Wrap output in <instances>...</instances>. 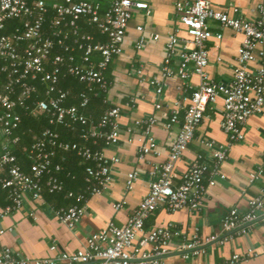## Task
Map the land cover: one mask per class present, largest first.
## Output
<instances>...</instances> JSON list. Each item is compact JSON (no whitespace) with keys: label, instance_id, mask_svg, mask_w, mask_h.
Here are the masks:
<instances>
[{"label":"built area","instance_id":"built-area-1","mask_svg":"<svg viewBox=\"0 0 264 264\" xmlns=\"http://www.w3.org/2000/svg\"><path fill=\"white\" fill-rule=\"evenodd\" d=\"M174 6L185 35L180 37L175 31L166 36L161 77L176 75L186 79L193 72L199 77V82L189 94L166 159L154 166L152 173L155 176L149 181L147 193L124 224L116 225L110 220L99 231L87 234V248L84 250L62 251L57 258H29L0 244V264H59L58 261L63 264H160L169 252L171 237L178 236L180 232L171 222L144 232L145 219L158 207H164L169 212L183 207L192 211L199 209L206 186L215 183V176L224 177L219 166L226 157L229 144L243 138L242 126L246 119L253 113H260L264 106V0L256 5V15L252 18L214 9L208 0H175ZM132 9L149 12L144 0H111L105 9L87 0H61L50 5L44 0H0V133L5 137L1 143L0 170L6 171L0 179V186L9 198V203L0 209V218L19 209L25 197L38 200L44 193L63 191V181L58 172L62 169L60 162L64 153L69 151H74L84 163V187L76 192H65L73 203L52 208V213L60 222L74 226L85 210L87 196L104 190L112 181L111 164L118 158L107 157L102 148L92 145L98 142L102 146L117 143L121 109L111 105L98 116L85 114L82 109L88 104L89 93L99 95L107 89L104 71L111 59L122 50ZM11 20L16 23L12 24L8 33H3ZM209 20L242 34L232 75L226 82L209 78L205 70L208 62L205 41L211 36L221 37L219 32L210 29ZM81 23L95 25L104 36V41H96L91 34L81 31ZM135 29L138 31L135 48L139 49L146 36L141 25H136ZM150 38L156 40L158 34L152 33ZM94 56L96 59H93ZM172 59L176 60L175 69L170 66ZM254 61L259 63L251 68L249 64ZM61 74L72 76L84 84V90L77 94V103H65L70 93L58 84ZM150 82L159 96L162 79L153 76ZM217 99L222 104L220 127L228 142L215 145L213 140L203 141L209 150L208 160L202 153L196 154L181 174L179 183L173 184L174 163L193 139L206 106ZM154 107L159 108L160 103L156 101ZM17 110L32 117L43 115L49 125H60L65 129L78 126L82 142L65 140L57 130L45 127L32 136V143L26 149L28 171H24L16 162L6 138L21 121ZM156 121L154 115L134 121L136 125H143L144 139L138 147V159L146 154L159 153L151 133ZM178 121L176 109H173L162 126L168 129ZM17 140L18 137L13 136L10 141ZM57 157L59 162L53 160ZM260 172V168L251 172L249 180L257 179ZM136 176L135 170L126 174V189L132 187ZM123 202H116L113 208L118 209ZM260 210H264V187L247 200L245 211L232 207L223 214L221 229L226 235L215 234L201 242L200 236L195 234L192 240L180 243L178 249L184 250L182 256L187 257V252H196L203 242L216 240L222 243L231 237L232 230L244 233ZM3 231L0 228V234ZM138 235L149 245L139 255L136 254L138 248L133 247ZM54 247L50 246L51 249ZM251 254L255 253L248 247L244 256L233 253L215 264H239Z\"/></svg>","mask_w":264,"mask_h":264},{"label":"crops","instance_id":"crops-1","mask_svg":"<svg viewBox=\"0 0 264 264\" xmlns=\"http://www.w3.org/2000/svg\"><path fill=\"white\" fill-rule=\"evenodd\" d=\"M44 1L50 5L61 0ZM87 1L98 3L101 9H105L111 0ZM144 1L149 12L132 9L125 28L122 50L111 59L104 71L107 89L100 92L99 100L90 103L88 113L98 116L111 105H117L121 109L117 143L109 146L100 145L107 157L118 158V161L111 164L112 181L104 190L87 196L85 210L74 226L60 222L51 211L53 207L73 203L65 193L59 201L47 196L49 193H44L42 199L38 200L25 197L19 209L0 218V228L4 229L0 234L1 245L8 246L29 258H57L62 251L70 253L79 249L84 250L87 248L85 239L87 234L99 231L110 220L116 225L124 224L140 199L147 193L149 181L155 176L152 173L154 166L166 159L169 146L179 129L183 108L188 103L190 92L198 85L199 77L193 72H190L186 79H180L176 75L161 77L166 36L176 31L178 36L183 37L185 33L177 20L175 0ZM208 1L214 9L245 18L256 15V5L260 2V0ZM233 7H236V11H233ZM208 24L210 29L219 32L221 37L217 39L211 36L205 41L208 58L205 70L209 78L215 81H229L242 34L227 27L222 28L214 20H209ZM136 25L143 27L146 36V41L139 49L135 48L138 36ZM152 33L158 34L156 40L150 38ZM93 59H96V56ZM258 63L254 61L249 66L254 68ZM170 66L172 69L176 68L175 59L171 60ZM137 69L141 72L137 73ZM153 76L162 79L159 96L150 82ZM156 101L160 103L159 108L154 107ZM221 106L220 99L206 106L193 139L174 163L173 184L179 183L181 174L188 168L196 154L202 153L208 160L209 150L203 141L213 140L215 145H224L228 142L226 134L220 127ZM173 109H176L179 121L164 129L162 123L168 121ZM149 115H154L157 119L151 127V133L159 153L146 154L142 159H138V147L144 139L143 125H136L134 121ZM242 133V139L229 144L226 157L220 163L219 170L224 177L215 176V183L206 186L199 209L192 211L183 207L169 212L164 207H158L145 219L144 232L168 222L180 232L178 236L171 237L169 252L162 258L160 264H215L233 253L244 256L248 247H251L255 254L243 258L239 264H264V210H260L249 222L246 232L232 230L231 237L222 243L216 240L203 242L197 247L196 252H187V257L182 256L184 250L178 249L180 243L192 240L195 234L200 236L201 242L215 234L226 235L221 229L223 214L232 207L240 212L245 211L247 200L264 187V106L260 113H253L246 119ZM1 142L2 140L0 145ZM259 168L261 172L257 179L250 181L249 174ZM132 170L137 172V176L132 187L126 189V174ZM122 201L124 202L118 209L113 208V204ZM51 245L55 247L51 249ZM133 247L138 248L136 254L139 255L142 250L148 249L149 245L142 241L141 235H138L133 241ZM58 263L63 264L60 261Z\"/></svg>","mask_w":264,"mask_h":264},{"label":"trees","instance_id":"trees-1","mask_svg":"<svg viewBox=\"0 0 264 264\" xmlns=\"http://www.w3.org/2000/svg\"><path fill=\"white\" fill-rule=\"evenodd\" d=\"M16 21L11 20L6 24L3 33H8L12 28V24ZM81 31L89 33L93 36L94 40L104 41V36L99 33L98 29L93 24L81 23ZM59 86L69 90V97L65 101L66 104H74L78 102L77 94L79 91L84 90V84L79 82L76 78L61 74ZM100 95H92L89 93V101L85 108L82 111L87 114L90 112V103L93 100H99ZM21 115V121L18 127L8 136L7 141L9 142V148L16 156V162L24 170L28 171L29 160L26 154V149L32 143V136L38 134L45 127H50L57 130L61 138L65 140L75 141L81 143L82 140L79 138L78 126H74V129H65L60 125H49L45 116L40 115L36 117L28 116L24 114L22 110H17ZM17 136L18 140L11 143V138ZM5 140V137L2 135L0 141ZM1 142V143H2ZM89 144V142H87ZM102 143L98 142L97 144L92 145V147H100ZM1 152V145H0ZM55 162H59V158L53 159ZM62 169L58 172L60 179L63 181V191L55 194L47 195L49 197H54L56 200H62L64 193L67 190H80L84 187V163L76 155L74 151H69L64 153V159L60 162ZM6 175V171L0 170V179ZM70 200V199H69ZM71 201V200H70ZM9 203V198L7 197V192L5 189L0 186V205L4 207ZM60 204V202H59ZM67 204V203H66ZM61 205V204H60ZM67 206V205H66Z\"/></svg>","mask_w":264,"mask_h":264}]
</instances>
